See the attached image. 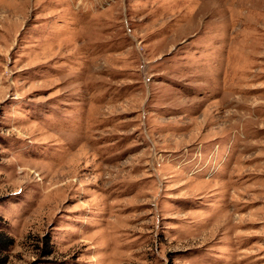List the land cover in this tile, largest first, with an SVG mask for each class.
Returning <instances> with one entry per match:
<instances>
[{
    "label": "rangeland",
    "instance_id": "obj_1",
    "mask_svg": "<svg viewBox=\"0 0 264 264\" xmlns=\"http://www.w3.org/2000/svg\"><path fill=\"white\" fill-rule=\"evenodd\" d=\"M0 264H264V0H0Z\"/></svg>",
    "mask_w": 264,
    "mask_h": 264
},
{
    "label": "trees",
    "instance_id": "obj_2",
    "mask_svg": "<svg viewBox=\"0 0 264 264\" xmlns=\"http://www.w3.org/2000/svg\"><path fill=\"white\" fill-rule=\"evenodd\" d=\"M2 236H3V235H1V233H0V244H1V242L4 240Z\"/></svg>",
    "mask_w": 264,
    "mask_h": 264
}]
</instances>
